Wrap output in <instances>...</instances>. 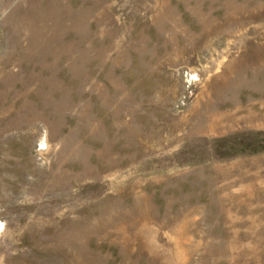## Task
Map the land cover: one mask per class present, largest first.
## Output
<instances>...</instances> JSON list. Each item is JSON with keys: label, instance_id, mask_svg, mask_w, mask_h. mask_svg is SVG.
<instances>
[{"label": "rangeland", "instance_id": "rangeland-1", "mask_svg": "<svg viewBox=\"0 0 264 264\" xmlns=\"http://www.w3.org/2000/svg\"><path fill=\"white\" fill-rule=\"evenodd\" d=\"M0 264H264V0H0Z\"/></svg>", "mask_w": 264, "mask_h": 264}]
</instances>
